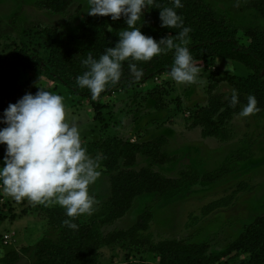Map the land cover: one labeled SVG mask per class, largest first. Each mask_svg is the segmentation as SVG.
I'll use <instances>...</instances> for the list:
<instances>
[{
  "label": "rangeland",
  "instance_id": "rangeland-1",
  "mask_svg": "<svg viewBox=\"0 0 264 264\" xmlns=\"http://www.w3.org/2000/svg\"><path fill=\"white\" fill-rule=\"evenodd\" d=\"M42 1L0 0V54L22 48L48 61L50 42L39 34V30L62 25L75 31L87 15L86 0H74L65 15L50 14L42 8ZM205 1L231 26L237 27L242 43L249 44V39L244 36L246 28H256L264 33V13L246 9L247 0ZM166 36L169 34L163 37ZM196 65L200 68L196 83L179 84L165 74L137 87L99 98V114L94 111L91 100L71 95L63 85L33 72L22 73L18 85L10 93L7 106L26 93L35 95L40 88L61 95L66 105V119L78 127L81 143L87 151L93 143L107 137L142 143L164 136L169 141L164 152L175 157L176 161L155 165L154 169L172 178L188 169L210 172L219 168L232 152L247 148L252 157L239 164L234 174L214 184L188 188L165 201H161L157 194L138 198L125 218L101 227L103 232L126 230L150 206L154 213L150 233L156 243L165 239L184 240L189 244L207 243L211 253H218L224 251L245 226L264 214V114L257 116L253 112L247 117L236 116L231 124V141L203 139L201 129L191 124L196 110L207 103L211 78L247 76L249 70L224 59L212 65L208 61ZM232 91L225 82L217 87V92L227 95ZM156 96L160 97V104L153 100ZM88 154L95 158L94 154ZM149 163L147 157L139 156L135 168L141 169ZM99 170L101 176L89 187L97 203L90 214L76 216L82 223L103 219L110 198L109 177L103 173L101 165ZM240 182L248 183L252 191L239 194L229 207L207 212L209 206L228 197ZM52 210L65 211L52 203L44 205L27 199L15 200L0 186V264L13 259V252H18L19 256L8 264H33L35 256L32 252L37 243L47 238L58 241L60 230L50 222ZM152 257V254L138 252L125 240L102 248L98 264H159L158 259ZM248 260V255L226 257L215 264H247Z\"/></svg>",
  "mask_w": 264,
  "mask_h": 264
},
{
  "label": "trees",
  "instance_id": "trees-1",
  "mask_svg": "<svg viewBox=\"0 0 264 264\" xmlns=\"http://www.w3.org/2000/svg\"><path fill=\"white\" fill-rule=\"evenodd\" d=\"M74 0H44L42 8L52 15H65ZM160 7L172 6L171 0H157ZM183 7L175 9L183 17L184 26L191 29L188 34V45L196 63L209 62L215 64L219 59L229 60L243 65L247 76L212 77L208 86L206 105L196 110L192 126L201 129L203 139L214 138L220 142L232 140V121L247 103V97L253 95L257 101V116L264 114V33L256 28L244 29V36L249 44H244L238 37L237 27L209 6L205 0H181ZM245 8L264 13V0H247ZM156 4L145 10L144 16L137 22L141 32L159 41L164 35L179 32V28H162ZM111 25L112 31H108ZM122 17L113 21L106 16L86 15L77 30H70L62 25L47 26L39 30V34L50 42L48 61L40 56L17 48L0 54V117H2L10 93L16 88L22 73H36L59 85L66 87L71 95L91 100L96 114L101 105L99 98L110 96L116 91L127 90L168 74L172 64L171 51L153 57L150 61H132L138 69H142L140 79H135L128 68V61L122 62L121 80L110 85L95 100L90 92L76 85V77L82 75L86 66L81 62L89 54L99 58L107 47H114L118 41V33L126 28ZM225 82L236 90L238 103L230 105L231 94L217 92L220 83ZM160 104V97H153ZM100 120V118H99ZM96 122V121H95ZM4 126V124H0ZM164 136L146 142H130L117 137H107L95 142L87 153L99 158L103 173L107 174L110 183V198L104 208V216L100 221L82 223L77 217L69 218L63 210L50 211V222L60 230L59 239H43L34 246L33 264H98L99 252L127 240L135 250L144 254H152L159 264H215L226 257L248 255L247 264H264V214L245 226L241 234L227 248L218 253H211L207 243L189 244L184 240L165 239L156 243L150 233L154 222V213L150 206L136 218L128 229H114L103 232L101 227L110 226L133 209L138 198L149 194H157L161 201L174 197L182 191L200 184H214L234 174L239 164L247 162L252 153L247 149L232 152L221 166L207 173L193 169L183 170L178 177L172 178L155 171V165H168L176 161L164 152L168 144ZM5 145L0 148V162L5 156ZM147 157L150 163L136 169L137 158ZM246 182L236 185L232 193L207 208H226L231 206L239 194L252 191ZM72 220L75 229L68 228L63 221ZM13 262L19 253H12ZM12 259V261H11Z\"/></svg>",
  "mask_w": 264,
  "mask_h": 264
},
{
  "label": "clouds",
  "instance_id": "clouds-1",
  "mask_svg": "<svg viewBox=\"0 0 264 264\" xmlns=\"http://www.w3.org/2000/svg\"><path fill=\"white\" fill-rule=\"evenodd\" d=\"M89 16H106L113 21L122 17L126 28L118 33L114 47H107L99 58L91 54L81 63L86 66L76 77V85L86 88L95 100L110 85L121 80L122 62L135 79L142 69L132 61H150L153 57L171 51L172 64L168 75L179 84H193L200 68L188 45L191 29L184 26L183 17L175 9L183 7L181 0H171L172 6L160 7L157 0H86ZM156 4L162 28H179L174 36L159 41L141 32L137 22L145 10ZM112 31L111 25H107ZM233 90L229 103H238ZM253 95L238 113L247 117L258 111ZM0 145H5V156L0 162V186L15 200L27 199L37 204H56L65 215L74 218L90 214L97 203L89 187L101 176L98 157L87 153L81 143L78 127L66 119V105L61 95L40 88L35 95L24 94L15 103H9L0 117ZM63 223L70 229L77 225L70 219Z\"/></svg>",
  "mask_w": 264,
  "mask_h": 264
}]
</instances>
